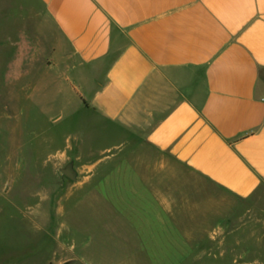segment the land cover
Listing matches in <instances>:
<instances>
[{"label": "crops", "instance_id": "crops-1", "mask_svg": "<svg viewBox=\"0 0 264 264\" xmlns=\"http://www.w3.org/2000/svg\"><path fill=\"white\" fill-rule=\"evenodd\" d=\"M37 1L42 54L4 59L15 110L93 111L234 197L264 191V0Z\"/></svg>", "mask_w": 264, "mask_h": 264}, {"label": "rangeland", "instance_id": "rangeland-1", "mask_svg": "<svg viewBox=\"0 0 264 264\" xmlns=\"http://www.w3.org/2000/svg\"><path fill=\"white\" fill-rule=\"evenodd\" d=\"M32 1L0 0V81L5 58L42 54ZM59 115L15 110L0 83V264H264V191L234 197L93 111Z\"/></svg>", "mask_w": 264, "mask_h": 264}, {"label": "water", "instance_id": "water-1", "mask_svg": "<svg viewBox=\"0 0 264 264\" xmlns=\"http://www.w3.org/2000/svg\"><path fill=\"white\" fill-rule=\"evenodd\" d=\"M64 172L68 174L70 177L74 178V172L71 169V166L69 165L67 168L64 169Z\"/></svg>", "mask_w": 264, "mask_h": 264}]
</instances>
